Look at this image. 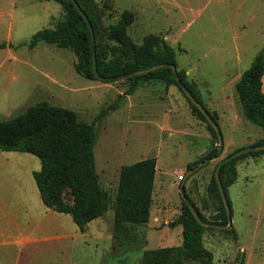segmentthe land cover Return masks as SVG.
I'll return each instance as SVG.
<instances>
[{
    "label": "rangeland",
    "instance_id": "1",
    "mask_svg": "<svg viewBox=\"0 0 264 264\" xmlns=\"http://www.w3.org/2000/svg\"><path fill=\"white\" fill-rule=\"evenodd\" d=\"M88 8L105 28L125 10L133 11V41L141 43L153 33L169 42L178 70L190 71L188 81L196 83L200 98L218 118L223 152L204 163L219 141L193 115L177 86L152 81L127 95L129 81L80 76L68 49L24 45L36 32L58 25L64 15L61 4L0 0V44L7 43L0 52V121L39 102L73 110L86 122L115 106L97 122L101 185L114 198L120 169L155 157L152 215L162 213L159 221L129 227L123 239L114 234L111 209L87 233L76 225V238H52L61 232L44 215L47 207L33 178L41 169L40 159L0 148V264H140L145 250L180 246L183 229L171 224L183 211L181 178L186 177L189 198L214 221L220 203L208 188L218 163L264 139V130L245 119L236 89L264 50V0H94ZM237 168L239 178L228 188L235 232L208 228L204 245L213 252L215 264H264V155L240 160Z\"/></svg>",
    "mask_w": 264,
    "mask_h": 264
},
{
    "label": "trees",
    "instance_id": "2",
    "mask_svg": "<svg viewBox=\"0 0 264 264\" xmlns=\"http://www.w3.org/2000/svg\"><path fill=\"white\" fill-rule=\"evenodd\" d=\"M55 1L63 7V18L55 28H45L36 32L24 45L34 49L45 43L68 49L76 57L74 67L77 73L85 79L96 80L93 70L92 36L87 23L72 2ZM76 1L93 26L97 71L101 77L129 75L161 64L175 65L178 69L176 50L161 35L149 33L144 36L141 43L133 41L129 29L135 22V12L125 10L117 21L105 28L101 25L100 17L93 15L88 8L94 0ZM6 47L7 43H1L0 52ZM178 74L219 126L216 114L211 113L200 98L196 83L188 81L184 70H178ZM263 78L264 50L236 84L238 100L245 119L262 130H264ZM125 80L130 82L127 95L133 94L142 83L152 81L177 86L189 102L193 115L206 123L212 137L219 141L216 130L178 85L173 69L162 68ZM114 108L115 106H112L108 111L101 112L95 121L86 122L73 110L39 102L16 117L0 121V148L6 152L28 153L40 159L41 169L33 172V178L41 200L47 208L71 216L82 233L91 222L105 216L111 209L114 212V234L118 239H123L122 235L129 227L136 229L150 221L157 159L151 157L123 166L120 169L119 184L114 198L103 188L96 167V128L98 120ZM261 145H264V139L253 146ZM262 155L264 150L249 152L221 167L220 179L232 212L228 188L239 178L238 162L248 157L257 158ZM218 156L219 146L204 160ZM198 164H193L191 169L196 168ZM208 189L220 203L219 213L214 221L205 218L187 196L204 222L227 226L228 217L215 172ZM175 226H181L183 229L182 245L145 250L140 264H215L213 252L204 245V234L208 227L197 222L185 202L181 216L171 224V227ZM234 232L233 229L226 231L228 234Z\"/></svg>",
    "mask_w": 264,
    "mask_h": 264
},
{
    "label": "water",
    "instance_id": "3",
    "mask_svg": "<svg viewBox=\"0 0 264 264\" xmlns=\"http://www.w3.org/2000/svg\"><path fill=\"white\" fill-rule=\"evenodd\" d=\"M72 2L76 8L78 9L79 13L81 14V16L84 18L85 22L87 23L90 32H91V36H92V52H93V70H94V75L97 79L99 80H103V81H118V80H125L127 78H131L134 76H140V75H144L162 68H171L173 69V74L175 77V80L177 81L178 85L181 87L182 91L186 94V96L189 98V100H191V102L202 112V114L205 116L206 120L209 122V124L216 130L217 134H218V139H219V154L221 155L223 152V148H224V140H223V136L220 130V127L217 125V123L211 118V116L209 115V113L206 111V109L202 106V104H200L198 102V100L193 96V94L189 91V89L186 87V85L183 83V81L181 80L179 74H178V69L175 65H170V64H161V65H157L154 66L152 68H149L147 70H143V71H139V72H135V73H131L129 75H122L119 77H111V78H104L101 77L98 74L97 71V60H96V40H95V34L93 31V26L91 24V22L89 21L86 13L84 12V10L81 8L80 4L76 1V0H67ZM260 150H264V145L261 146H254L251 148H247V149H241L238 150L237 152L231 154L230 156L225 157L224 159H222L219 164L217 165L216 169H215V178L219 187V191L223 200V203L225 205V209H226V213H227V217H228V225L227 226H220V225H215V224H211V223H207L204 222L199 215L197 214L194 206L192 205L190 199L188 198L187 194L185 193V186H184V182L186 180V177L183 178L182 180V185H181V194H182V198L184 200V202L188 205L189 209L191 210L193 216L195 217V219L197 220V222H199V224H201L202 226L208 227V228H214V229H218V230H231L233 228V221H232V211H231V207L228 203V199H227V195L226 192L224 190V187L222 185L221 179H220V169L221 167L235 159L238 158L246 153L249 152H255V151H260ZM217 157H214L213 159H216ZM213 159H209L207 161H205L204 163H207ZM192 172V171H191ZM190 172V173H191Z\"/></svg>",
    "mask_w": 264,
    "mask_h": 264
},
{
    "label": "crops",
    "instance_id": "4",
    "mask_svg": "<svg viewBox=\"0 0 264 264\" xmlns=\"http://www.w3.org/2000/svg\"><path fill=\"white\" fill-rule=\"evenodd\" d=\"M188 76H190V71H187L186 73ZM264 79V78H263ZM263 83H264V80H263ZM191 116L194 118V116L191 114ZM157 164H158V161H157ZM156 174H157V169H156ZM155 182H156V179H155ZM156 184V183H155ZM155 193V191H154ZM42 201V200H41ZM44 205V204H43ZM45 206V205H44ZM46 207V206H45ZM47 209V210H46ZM44 209L45 212H44V215L47 216V217H51V221L50 223L54 225V227H56L61 233H57V235L53 236L52 238H55L57 240H60V239H65V238H69V237H75L77 236V228H76V224L74 223L73 219L72 218H64V217H67L66 214H59L58 212L54 211L53 209H50V208H46ZM153 212V210H152ZM152 212H151V222L153 220H156V221H159L161 219V215L162 213L159 212V213H156V214H153L152 215ZM160 214V215H159ZM71 217V216H70ZM46 218V217H44ZM46 221V220H44ZM73 221V222H71ZM96 221V220H95ZM93 221V222H95ZM43 222V221H42ZM91 222L86 231L84 233H87L90 229V225L93 223ZM151 222L149 225H151ZM44 223V222H43ZM73 223V224H72ZM154 225V224H153ZM42 226V225H41ZM40 225H38V227H41ZM149 228L153 229V226H149ZM80 231V230H79ZM81 232V231H80ZM82 233V232H81ZM149 242V241H148Z\"/></svg>",
    "mask_w": 264,
    "mask_h": 264
},
{
    "label": "built area",
    "instance_id": "5",
    "mask_svg": "<svg viewBox=\"0 0 264 264\" xmlns=\"http://www.w3.org/2000/svg\"><path fill=\"white\" fill-rule=\"evenodd\" d=\"M183 180V178H181Z\"/></svg>",
    "mask_w": 264,
    "mask_h": 264
}]
</instances>
